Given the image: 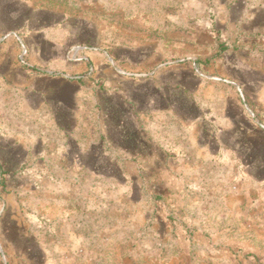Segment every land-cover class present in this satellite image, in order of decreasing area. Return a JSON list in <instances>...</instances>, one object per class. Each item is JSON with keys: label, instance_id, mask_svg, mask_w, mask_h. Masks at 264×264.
Listing matches in <instances>:
<instances>
[{"label": "rangeland", "instance_id": "rangeland-1", "mask_svg": "<svg viewBox=\"0 0 264 264\" xmlns=\"http://www.w3.org/2000/svg\"><path fill=\"white\" fill-rule=\"evenodd\" d=\"M44 34L100 52L103 59L91 72L153 79L151 90L135 82L131 87L160 94L166 110L150 119L162 125L138 122L147 155L119 159L125 174L114 159L103 158L104 173L78 175V191L62 187L78 178L57 155L66 143L76 152L77 145L50 123L45 108L36 112L35 125L15 119L13 109H0V264L35 263L36 255L24 248L37 243L26 234L36 229L38 242L53 247L73 240L65 237L72 228L62 215H46L54 204L56 210L73 204L72 213L78 209L85 217L86 251L67 255L75 263L264 264V100L251 119L240 91L241 106L225 89L255 87L264 99V0H0V41L19 42L22 68L28 63L24 41ZM3 64L1 69H13L12 62ZM77 78L66 89H60L66 80L55 79V98L71 104ZM242 91L255 104L254 91ZM220 92L229 99L230 121L222 119ZM177 110L195 119L190 127L177 122ZM163 124L174 141L157 148ZM189 129L213 137L212 156L202 155L200 142L183 141L185 157H178L177 136ZM30 167L37 170L30 173Z\"/></svg>", "mask_w": 264, "mask_h": 264}, {"label": "crops", "instance_id": "crops-1", "mask_svg": "<svg viewBox=\"0 0 264 264\" xmlns=\"http://www.w3.org/2000/svg\"><path fill=\"white\" fill-rule=\"evenodd\" d=\"M24 42L28 48V63L22 68L17 59L19 42L13 38L0 41V64L13 63V69L5 70L0 68V109L2 111L6 110L7 107L13 109L15 110V119L19 116L25 120L29 119L30 125H35L36 112L41 108H45L48 112L47 118L50 119V123L54 124L61 133L70 135L68 138L77 145V152L69 149L66 143L61 149L57 150V155L69 161V165L65 166V170L70 174H77L78 180L63 183L62 187L64 189L79 191L82 188L80 184L82 181L78 177L80 174L102 175L104 173L101 168V160L103 158L114 159L115 167L125 174L119 159L134 161V159L147 155L143 139L135 143L136 145L134 146H128L131 140L126 138L124 131L115 119L114 113L110 112L109 114L107 111L105 99L109 98L113 102V109H117V103H121L126 109L127 116L135 124L136 129L139 127L138 122L140 120L141 125L145 124L148 126L149 124L150 127L151 125H162L159 120L152 123L150 120L153 116L159 115L160 117L166 110V106L160 105V94L151 93L146 88L142 92H138L137 88L131 87L133 82H135L134 84L137 86L146 85L150 89L153 87V79L127 71L113 72L108 78L103 74L100 75L97 71L92 70L91 72L89 68H95V66L99 65L103 57L100 52L85 43L74 47L69 43L66 45V42L60 43L58 39L50 38L47 34L42 35L40 39L27 37ZM49 47H52L51 57L46 55V49H49ZM77 55L78 57H76ZM54 66L60 67V69L53 70L52 67L54 68ZM74 77L78 78L76 80L77 86L70 93L71 104L66 103L62 99H56L54 93L58 91H55L58 87L54 86L55 79L63 78L66 80L60 88L66 89L67 82H70ZM106 80L111 87L110 89L103 86V84L106 85ZM129 82L131 84L128 85ZM225 89L227 90L226 93L232 95L231 97L234 98L235 102L240 103V106L242 101L245 102L246 109L251 110V119L257 117L258 110L255 105H258L259 101L264 100L257 97L256 94H259V92L255 91L258 88L242 86L234 91L230 86L225 87ZM259 89L264 90V86ZM238 90L242 96V101L238 98ZM242 90L245 93H250V90L255 92H253L255 104L249 103L252 98L245 97ZM226 93L220 92L218 101L223 108L222 119L230 121L225 107L229 100L226 97ZM162 98H164V95H162ZM68 114L72 119L70 123H66L70 119ZM194 120L187 115L179 113L177 110V122H180L185 128L190 127L189 125ZM223 123H226V121ZM20 125L21 127L26 126L22 125V123ZM163 126L164 129L156 130V138L154 139L156 142L154 144L157 148H166L174 141L170 139L169 135L168 137L166 136L165 124ZM213 140L212 136L210 138L208 136H199L194 131L190 132L189 129V131L177 136V155L180 159L185 157L183 141H188L194 142V144L200 142V144L197 143V147H200L202 155L210 157L213 155V150L210 148ZM30 142V151H32L35 149L36 141L31 139ZM36 153V156H39L38 152ZM31 155L33 154L31 153ZM87 159H91V162H87ZM181 166L182 162L178 164L182 171ZM35 168H28V172H35L37 170ZM13 171L17 170L6 169L2 172L12 174L15 173ZM69 202L67 201V203ZM35 206V220L39 221L38 217L42 216V212H39L38 202L35 203ZM55 207L58 206L54 204L52 208L47 209L46 215L48 217L51 216V218L56 217L58 214L62 215L63 220L69 224L68 230L72 228L67 231L65 237L73 240L61 247H53L47 243L38 242V238L42 235L36 229L35 235L26 233L30 237L37 238V243L28 247V249L24 248V253L36 255L35 263L32 262L30 264H86L84 258L81 260L78 258V262L75 263L74 258L71 259L67 256L82 255L86 251L85 239L87 236L84 230V215L79 214L78 209L77 214L72 213L74 212L73 204L71 207L64 205L61 210H56ZM77 227L78 229L75 231ZM21 236L24 237L25 234L22 233Z\"/></svg>", "mask_w": 264, "mask_h": 264}, {"label": "trees", "instance_id": "trees-1", "mask_svg": "<svg viewBox=\"0 0 264 264\" xmlns=\"http://www.w3.org/2000/svg\"><path fill=\"white\" fill-rule=\"evenodd\" d=\"M105 103L107 105V111L114 113L115 119L122 128V130L125 133L126 138H129L131 141L128 143V146H134L135 143L140 142L137 135V129L135 127V124L131 120L129 116H127L126 109L123 107L121 103H117V109H113V102L110 101L109 98L105 99Z\"/></svg>", "mask_w": 264, "mask_h": 264}]
</instances>
